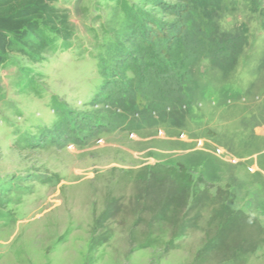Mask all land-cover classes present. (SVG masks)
Here are the masks:
<instances>
[{"label": "rangeland", "instance_id": "rangeland-1", "mask_svg": "<svg viewBox=\"0 0 264 264\" xmlns=\"http://www.w3.org/2000/svg\"><path fill=\"white\" fill-rule=\"evenodd\" d=\"M54 4L70 47L0 67V264H264V0Z\"/></svg>", "mask_w": 264, "mask_h": 264}, {"label": "trees", "instance_id": "trees-1", "mask_svg": "<svg viewBox=\"0 0 264 264\" xmlns=\"http://www.w3.org/2000/svg\"><path fill=\"white\" fill-rule=\"evenodd\" d=\"M73 36L69 12L55 6L54 0H0V67L12 53L38 63L55 49L58 41L69 48ZM169 37L166 31L152 30L147 40L141 39L132 46L131 57L126 64L121 63L123 69L141 76L138 71L141 65L145 77L149 75L151 68L157 65L156 57L170 52L171 45L166 43ZM1 155L0 148V158Z\"/></svg>", "mask_w": 264, "mask_h": 264}, {"label": "built area", "instance_id": "built-area-1", "mask_svg": "<svg viewBox=\"0 0 264 264\" xmlns=\"http://www.w3.org/2000/svg\"><path fill=\"white\" fill-rule=\"evenodd\" d=\"M218 152H219V153L222 152V149H221V148H218Z\"/></svg>", "mask_w": 264, "mask_h": 264}]
</instances>
